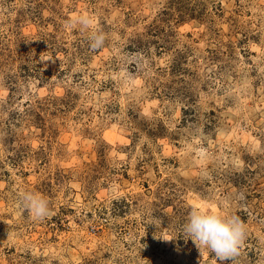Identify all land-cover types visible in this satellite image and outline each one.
Segmentation results:
<instances>
[{
    "label": "rangeland",
    "instance_id": "1",
    "mask_svg": "<svg viewBox=\"0 0 264 264\" xmlns=\"http://www.w3.org/2000/svg\"><path fill=\"white\" fill-rule=\"evenodd\" d=\"M0 264H264V0H0Z\"/></svg>",
    "mask_w": 264,
    "mask_h": 264
},
{
    "label": "clouds",
    "instance_id": "2",
    "mask_svg": "<svg viewBox=\"0 0 264 264\" xmlns=\"http://www.w3.org/2000/svg\"><path fill=\"white\" fill-rule=\"evenodd\" d=\"M92 40L93 48L101 46L104 42L103 33L93 35ZM48 203L46 198L28 192L23 193L20 199L21 206L30 210L37 220H43L49 215ZM184 233L198 248L210 250L223 262L239 255L245 240V225L235 215L194 210L184 225Z\"/></svg>",
    "mask_w": 264,
    "mask_h": 264
}]
</instances>
